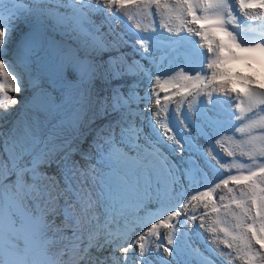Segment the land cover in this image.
Returning <instances> with one entry per match:
<instances>
[{
  "label": "snow or ice",
  "instance_id": "6c2138e0",
  "mask_svg": "<svg viewBox=\"0 0 264 264\" xmlns=\"http://www.w3.org/2000/svg\"><path fill=\"white\" fill-rule=\"evenodd\" d=\"M122 16L153 34L159 18L168 33L198 42L142 35L137 48L115 30ZM17 21L26 31L5 59ZM182 42L200 49L202 66L153 74V53ZM240 59L264 64V0H0V264H171L189 227L223 244L227 252L215 251L228 264H264V86L240 76L243 91L230 86L225 65ZM214 96L226 98L232 134L210 114ZM47 124L73 135L56 143ZM216 165L229 174L211 182ZM221 186L227 202L214 195ZM200 207L199 226H189Z\"/></svg>",
  "mask_w": 264,
  "mask_h": 264
},
{
  "label": "clouds",
  "instance_id": "9594fccd",
  "mask_svg": "<svg viewBox=\"0 0 264 264\" xmlns=\"http://www.w3.org/2000/svg\"><path fill=\"white\" fill-rule=\"evenodd\" d=\"M28 0H25V3H27ZM97 23H100L101 20L103 19L102 15H97L94 17ZM240 20L247 24V23H252V24H258L259 21H245L243 17H240ZM115 30L119 33L125 34V38L130 41L132 45H135V47L139 48L140 45L136 43V39L138 36L142 35H148L152 36L155 35L156 39L159 40L161 37L165 38L166 40H177L179 37H187L189 40L192 41H197L198 38L195 37L194 35H189L187 32H181L179 33V36L175 34H170L168 33L165 29L160 28V20L159 18H156L154 23L155 27L157 29V32L155 34L152 33L151 29L148 30V32H145L143 30V26L141 29H137L135 27L136 21H129L127 17H121L119 21H113L112 22ZM151 23V22H148ZM143 25V22H142ZM107 27V26H106ZM199 27V25H197ZM26 31L24 28V24L17 21L16 22V27L11 33V39L9 42L6 44V50L8 51V56L5 57V59H10L12 56V53L15 51L17 47V42L20 39L21 32ZM59 39V37H56ZM155 43V41L153 42ZM124 52L128 53V58L131 60L134 56L132 52V47H125L122 49ZM200 51V49L193 44L182 42L180 46H178V49L176 51L170 50L168 47H165L161 45L160 49L156 52L153 53L154 59L157 62V66H154L151 68V71L153 74L156 73L157 68H159L163 72H168L171 74H175L179 72L180 68L183 67L186 70H197L199 69L203 62V59L198 56L196 53ZM204 54L206 55V49L203 50ZM240 55H245L241 53ZM161 57H163L162 63H160ZM136 59H139V56H135ZM143 63L145 66H148L149 62L147 60H144ZM226 69L228 70V74L232 77L230 81V86L235 88L236 91H243V89L240 87L239 82L237 81L236 77H254L255 81L257 84L264 86V64L258 63L256 61H249L245 59H240L236 61H229L225 65ZM19 70V69H18ZM205 71H208L205 68ZM125 80H128L126 77ZM120 84V87L125 91V93L128 90V84L120 81L116 82ZM149 83L148 79H144L142 83L138 87V91L140 92V95L144 94V89L145 86ZM104 92H108L109 90L106 88L103 90ZM30 93H22L18 94L17 93H10L13 97H17L20 99H23L25 95H28ZM165 93L161 92L160 96L161 98L164 96ZM178 99V98H177ZM200 100H206V97L201 96ZM226 100L225 97L223 96H214V103L211 105L210 108V114L216 115L219 114L221 124L219 127H221L222 133L224 134L223 130H227V134H232L235 129L229 128V117H228V112L229 108L226 106L224 101ZM165 102L163 99H161V104H164ZM141 108H143V104L140 105ZM172 109H176L178 106L176 104H173L170 106ZM186 107V106H185ZM157 110V106L155 104V97L152 98L151 100V105H150V111L149 113H146V115L151 116V113H155ZM231 111L235 112L234 105L231 108ZM163 116L164 113H161ZM152 121H155V116H151ZM55 123V121H53ZM98 124L103 123V121H98ZM137 123L139 124L140 121L138 120ZM231 123L234 125H239L240 121H236L234 117L231 119ZM11 127V121L9 123L4 125V130L6 131L7 128ZM159 128V125H157ZM144 130L145 132H148V121L145 120L144 122ZM46 132H53L55 135V142L60 143L61 141L65 139H70L73 135V131L70 126L65 124L62 127L56 128L53 130L51 124H47L45 127ZM82 132L87 133L89 130L87 128H82ZM160 131H163L162 128H160ZM192 135H196V131L193 130ZM92 136L89 135L88 139L91 140ZM169 144H173L171 140L168 141ZM203 143V141H201ZM214 143V142H213ZM87 143H85L84 147L87 148ZM175 147V145H173ZM219 146L216 147V154L219 156L220 160L222 162L229 161V157L227 156L226 152L224 149L220 148L217 149ZM225 148H229L230 144L226 143L224 146ZM2 152V150H0ZM177 160H179V157H176ZM237 160L240 159L239 156L236 157ZM247 163L248 161H244ZM215 164V162H213ZM217 173L218 175H209L208 179L211 182H216L218 181L220 176H227L229 174V171L227 169L221 168L219 165H216ZM237 170L235 168L231 169L232 174H236ZM95 194V193H94ZM217 201H219L220 196H225L226 197V190L223 189V186L221 189H217L216 192L214 193ZM186 198V197H184ZM225 202H227V197L225 199ZM102 209H100L101 211ZM192 208L191 205H189V209L187 210L188 213H191ZM205 212V209L202 207L195 209V214L197 215V220L196 221H189V226H191L193 223L197 225V227L200 224V219L199 217L203 215ZM182 219L184 217H181ZM120 226H123V220L120 221ZM113 228L116 226L113 225ZM140 229H136L135 233H133V237L135 235L140 234ZM165 230L161 229V233L163 234ZM189 231L192 232L191 236L185 237L184 240H182L179 243V248L177 250V254L171 257V264H209V261H211V264H228V260L221 256V259H218L216 257V254H219L218 252L215 251L217 247L223 249L225 252L228 251L227 248H224L223 244H217L216 243H206L205 241H212L214 239L213 235L206 231L205 229H199V232L202 234L203 238H200L199 236L196 235V231L189 227ZM152 239H155L154 237ZM117 256H120L121 254L119 252L116 253ZM161 255L165 259H169L166 253H163L161 250ZM190 256V257H189ZM153 261V264H159V260L156 258H150ZM130 264H134L133 261H130ZM236 264V263H235ZM238 264H240V261H238Z\"/></svg>",
  "mask_w": 264,
  "mask_h": 264
},
{
  "label": "bare ground",
  "instance_id": "6f19581e",
  "mask_svg": "<svg viewBox=\"0 0 264 264\" xmlns=\"http://www.w3.org/2000/svg\"><path fill=\"white\" fill-rule=\"evenodd\" d=\"M220 129H221V127H220ZM225 145H226V143H225ZM224 145V146H225ZM217 149H219V147L217 148ZM222 187V186H221ZM221 189V188H220ZM238 194V193H237ZM226 197H227V199H228V197H229V194L226 192ZM217 245V244H216ZM190 257V256H189ZM216 257L218 258V259H221V256H220V254H216ZM235 263L236 264H238V260L237 261H235Z\"/></svg>",
  "mask_w": 264,
  "mask_h": 264
},
{
  "label": "rangeland",
  "instance_id": "374dc122",
  "mask_svg": "<svg viewBox=\"0 0 264 264\" xmlns=\"http://www.w3.org/2000/svg\"><path fill=\"white\" fill-rule=\"evenodd\" d=\"M102 211V210H101Z\"/></svg>",
  "mask_w": 264,
  "mask_h": 264
}]
</instances>
